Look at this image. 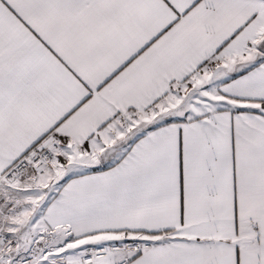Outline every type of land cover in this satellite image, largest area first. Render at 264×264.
Wrapping results in <instances>:
<instances>
[{
	"label": "snow or ice",
	"instance_id": "1",
	"mask_svg": "<svg viewBox=\"0 0 264 264\" xmlns=\"http://www.w3.org/2000/svg\"><path fill=\"white\" fill-rule=\"evenodd\" d=\"M0 264H264V0H0Z\"/></svg>",
	"mask_w": 264,
	"mask_h": 264
}]
</instances>
